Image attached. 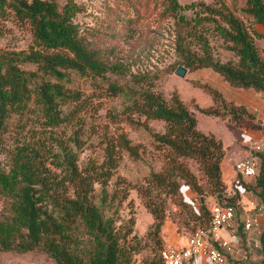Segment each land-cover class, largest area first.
<instances>
[{
  "label": "trees",
  "instance_id": "16d2710c",
  "mask_svg": "<svg viewBox=\"0 0 264 264\" xmlns=\"http://www.w3.org/2000/svg\"><path fill=\"white\" fill-rule=\"evenodd\" d=\"M246 3L245 9L264 24V0H246ZM170 4L177 11L182 6L179 0H170ZM7 7L19 20L30 24L33 43L20 50L0 49V129L13 113L22 112L33 96L41 103L48 125L56 126L68 120L70 115L65 105L80 100L83 94L70 85L72 71L103 76L107 72H124L123 64L108 63L99 51L84 41L74 20L79 8L75 0H67L62 7L56 0H0V12ZM205 9L214 19L220 14L224 22L216 25L218 31L239 60L221 61L208 50L205 55L191 56L190 50L180 44L181 52L187 53L182 63L192 67L212 66L231 84L264 92V55L249 26L227 6L218 8L207 4ZM255 33L263 35L259 31ZM23 63L35 64V67L27 69ZM132 78L146 85L137 89L117 80L109 84L113 94L124 93L129 99L124 107L127 115L136 112L146 120L158 119L166 123L164 131H152V135L156 147L167 150V164L161 170L152 171L147 185H139V189L152 192L153 187H157L165 195L175 194L180 189V179H185L204 196L205 189L198 183L196 174L181 159L190 157L199 162L211 190L217 193L218 202L234 205L236 211L237 200L243 192L238 187L233 195L226 194L228 184L222 169L226 154L224 140L215 132L198 127L195 109L240 122L242 126L264 130V123L258 122L256 114L244 104L227 99L213 85L208 89L214 102L191 108L178 93L167 97L156 90L154 81L144 73L132 74ZM129 119L143 124L133 117ZM57 144L58 149L53 150L42 146L49 148L50 161L43 158L40 146L28 144L18 149L8 170L0 161V186L15 196L12 215L0 220V250L42 249L57 264H132L135 245L128 239L131 230L122 232L116 218L106 209L117 198L108 183L119 165L122 151L139 157L140 144L134 143L126 132H120L107 141L101 162L89 160L83 165L79 156L84 139L78 131ZM256 154L260 160L255 180L245 186L257 194L258 203L263 207L264 151ZM145 202L154 216L155 231H159L166 216L165 198L151 195ZM200 210L195 217L204 222L191 233L212 222L213 211L205 201H201ZM81 228L91 240L86 250L80 243L84 242L83 236L82 241L79 236ZM147 264H167L163 250L160 255H152ZM257 264H264V258Z\"/></svg>",
  "mask_w": 264,
  "mask_h": 264
},
{
  "label": "rangeland",
  "instance_id": "374dc122",
  "mask_svg": "<svg viewBox=\"0 0 264 264\" xmlns=\"http://www.w3.org/2000/svg\"><path fill=\"white\" fill-rule=\"evenodd\" d=\"M56 1L60 7L67 2ZM75 1L79 8L74 20L79 25L84 41L89 47L99 51L102 59L108 63H121L125 70L107 72L104 76L72 71L70 85L82 91V98L65 105L70 118L56 126L46 123L43 107L33 96L24 110L13 113L5 127L0 129V161L8 170L14 163L18 149L26 144L40 146L43 158L50 161L52 155L47 149H58L57 142L60 139H68L78 131L84 139L79 156L80 164L83 165L89 160L101 162L107 141L120 132H126L134 143L140 144V156L135 158L127 150L122 151L119 165L114 169L108 183L110 191H114L117 198L112 200L106 212L116 218V224L122 232L131 230L128 239L135 245L132 264H147L152 255L162 253L168 243L169 231L190 235L196 226L204 222L195 217L201 213L200 203L203 201V195L185 179H180L181 186L175 194L165 195L157 187H153L152 192L139 189V185H147L152 171L161 170L163 165L167 164V150L157 148L152 135V131H164L166 123L158 119L146 120L144 115L136 112L128 116L124 107L129 99L124 93L113 94L109 84L117 80L139 89L141 85L145 86L146 82L136 83L132 74L144 73L154 81V88L162 91L167 97L178 93L191 108H197L199 102L208 106L213 101L208 86L225 78L212 66L192 67L182 63L187 58V53L181 52L179 45H185L191 56L205 55L208 50L214 58L221 61L231 59L238 62L239 57L234 50L227 47L226 40L218 31L216 25L224 22L220 14H216V19L210 17L205 6H227L239 15L249 26L262 55L264 24L256 21L245 9L246 0H179L182 6L178 11L172 8L170 0ZM255 31L263 35H258ZM31 43L33 34L30 24L19 20L9 7L0 12V49L20 50L28 48ZM179 65L187 67L185 75L176 72ZM22 66L32 69L35 64L23 63ZM218 86L219 84L216 85ZM220 108L224 109L221 105ZM196 114L200 129L215 132L225 142L236 139L239 145L233 147L241 154L233 161L231 159L238 153L229 154L223 161L225 168L227 163L233 162L230 172L234 179L232 186L226 187V194L233 195L238 187L243 194L237 200L235 225L229 232L227 229L222 230V234L227 237L237 235V240L233 242L234 251L231 250L227 260L219 264L260 263L264 258V214L261 213L264 206L258 203L257 194L245 186L254 182V175L239 174L234 163L251 152L258 161L260 160L256 153L264 151V148L252 149V146L262 140L264 130L259 129L253 138L247 137L244 141L238 139V129L231 125L228 119L211 118L200 110ZM132 117L143 124L133 122L129 119ZM235 123L239 125L240 122ZM43 145L49 148L45 149ZM181 159L196 174L198 183L205 189L204 201L213 209L220 202L217 193L211 190L199 162L190 157ZM224 173L229 179L228 171L224 170ZM151 195L165 198L166 216L159 231H155L154 216L145 202ZM14 199V195L0 186V220L12 215ZM248 217L257 218L259 222L248 228ZM79 236L81 241L84 238V242H80L81 247L88 249L91 240L82 228L79 230ZM0 264L57 262L42 249L26 252L0 250Z\"/></svg>",
  "mask_w": 264,
  "mask_h": 264
},
{
  "label": "built area",
  "instance_id": "2783aa9c",
  "mask_svg": "<svg viewBox=\"0 0 264 264\" xmlns=\"http://www.w3.org/2000/svg\"><path fill=\"white\" fill-rule=\"evenodd\" d=\"M264 148V136L262 140L255 142L252 149ZM235 169L239 174L252 176L258 167V159L252 152L235 162ZM212 222L208 226H199L193 233L188 235L186 244L179 245L168 242L163 249V256L167 264H219L227 260L231 250L234 251L233 242L237 235L232 238L222 234L223 229L229 230L235 225L236 211L234 205H222L217 203L213 209ZM257 218L248 217L246 227L257 224Z\"/></svg>",
  "mask_w": 264,
  "mask_h": 264
},
{
  "label": "crops",
  "instance_id": "0c3cea01",
  "mask_svg": "<svg viewBox=\"0 0 264 264\" xmlns=\"http://www.w3.org/2000/svg\"><path fill=\"white\" fill-rule=\"evenodd\" d=\"M211 83L213 84V86L216 87L217 84H219V86L217 87L219 90L222 91V93L224 94V96L227 99L233 100L238 104H244L246 107L249 108L250 111H253L256 116H257V121L260 123H264V92L257 90L253 87H242V86H235L233 84H231L227 79H223V80H218L217 82ZM214 101H212L213 103ZM199 104L201 105V103L199 102ZM196 112L198 111L197 109H195ZM211 118H216V119H228V118H221L220 116L217 115H209ZM229 123L231 125H233L234 127H236L238 129L237 135H238V139L240 140H247V137H254L255 134L259 131V129L261 128H254L251 126H242V125H237L235 122L231 121L230 119ZM198 123H199V119H198ZM264 136V135H263ZM232 142V143H231ZM239 142V141H238ZM236 141V139H234L233 141H228L225 142V148H226V154L224 159L226 158V156L233 155V153H238L237 156L233 157L231 159V161H233L235 158H238L241 154H239L238 151L235 150V148L233 147L234 145L238 144ZM223 159V161H224ZM222 161V169H223V176L225 175L224 170L228 171V178H226L225 175V181L228 184V186H232V182L234 179V175L230 172V166L233 162H231L230 164L227 163V167L225 168V163H223ZM235 165V163H234ZM235 167V166H234ZM262 214H264V211L261 212ZM229 232V230H228ZM167 241L168 242H173L179 245H183L186 244L188 241V235H182L180 233H178L177 231L171 232L169 231V233L167 234ZM208 264V263H206Z\"/></svg>",
  "mask_w": 264,
  "mask_h": 264
},
{
  "label": "water",
  "instance_id": "95a60500",
  "mask_svg": "<svg viewBox=\"0 0 264 264\" xmlns=\"http://www.w3.org/2000/svg\"><path fill=\"white\" fill-rule=\"evenodd\" d=\"M263 51H264V48H263ZM186 71H187V67L185 65H179L176 70V72L180 75H185ZM202 200L203 201L205 200L204 196H202Z\"/></svg>",
  "mask_w": 264,
  "mask_h": 264
}]
</instances>
